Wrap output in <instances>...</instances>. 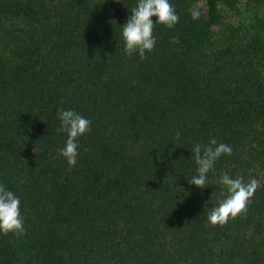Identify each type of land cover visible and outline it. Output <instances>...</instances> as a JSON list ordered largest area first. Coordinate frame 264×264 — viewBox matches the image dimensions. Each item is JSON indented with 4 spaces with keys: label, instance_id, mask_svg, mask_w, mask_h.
<instances>
[{
    "label": "trees",
    "instance_id": "1",
    "mask_svg": "<svg viewBox=\"0 0 264 264\" xmlns=\"http://www.w3.org/2000/svg\"><path fill=\"white\" fill-rule=\"evenodd\" d=\"M137 2L0 0V185L25 228L0 264H264V0H169L143 60L120 28ZM60 109L91 121L71 169ZM213 138L232 154L200 189ZM224 173L259 187L212 225Z\"/></svg>",
    "mask_w": 264,
    "mask_h": 264
},
{
    "label": "clouds",
    "instance_id": "2",
    "mask_svg": "<svg viewBox=\"0 0 264 264\" xmlns=\"http://www.w3.org/2000/svg\"><path fill=\"white\" fill-rule=\"evenodd\" d=\"M131 15L126 23L120 27L124 41L125 54L131 57L138 53L141 60L146 58V53L153 51L156 38L153 35L155 24H162L168 28H173L178 23L179 16L169 0H138L135 7L131 10ZM193 19H199V11H191ZM156 17L155 23L151 19ZM173 43H178L174 37ZM58 118L61 122L57 132L67 133L65 146L60 150V155L66 158L69 169L77 164V139L87 132L91 131V121L74 110H58ZM179 138L180 133H176ZM231 155L230 145L217 144L213 138L207 146L196 145L193 148L195 163L198 166V175L194 176L189 184L203 189L209 185L207 174L213 170L215 162L222 155ZM226 186L228 195L220 202L219 206L214 208L209 216V223L212 225H223L229 218L246 213L247 205L254 195L259 183L251 179L244 183L242 177L231 178L227 173L222 174L220 181ZM0 232L4 234L15 233L20 236L25 233L24 219L20 212V199L12 191L6 190L0 185Z\"/></svg>",
    "mask_w": 264,
    "mask_h": 264
},
{
    "label": "rangeland",
    "instance_id": "3",
    "mask_svg": "<svg viewBox=\"0 0 264 264\" xmlns=\"http://www.w3.org/2000/svg\"><path fill=\"white\" fill-rule=\"evenodd\" d=\"M232 19H233V20H235V18H234V17H232Z\"/></svg>",
    "mask_w": 264,
    "mask_h": 264
}]
</instances>
